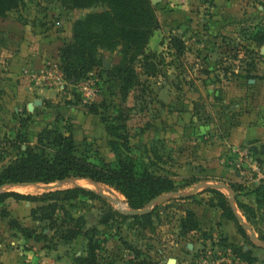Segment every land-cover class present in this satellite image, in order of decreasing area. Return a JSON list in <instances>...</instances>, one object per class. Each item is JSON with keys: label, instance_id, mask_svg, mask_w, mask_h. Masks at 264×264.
<instances>
[{"label": "rangeland", "instance_id": "1", "mask_svg": "<svg viewBox=\"0 0 264 264\" xmlns=\"http://www.w3.org/2000/svg\"><path fill=\"white\" fill-rule=\"evenodd\" d=\"M149 1L159 25L147 50L160 53L159 71L153 77L143 76L145 89L130 91L125 102L109 94L101 74L104 62L109 68L119 63L118 47L100 50L102 65L93 66L77 81L65 75L59 58V49L72 37L74 22L104 10V5L68 8L59 0H24L0 17V171L35 145L45 130L70 134L76 154L99 166L116 165L118 152L109 145V139H115L106 130L111 123L124 125L121 131L128 137L129 154L139 166L143 163L156 173H167L178 186L191 184L162 194L151 208L148 222L110 217L100 201L80 196L69 203L60 202L69 216L82 218L80 227H74L76 223L61 209L53 214L57 224L50 226L51 220L39 214L42 202L8 198L6 205H0L7 211L3 216L0 210V264H76L77 257L85 256L89 240L95 243L103 264H132L138 254L155 264H167L168 260L172 264H264V199L256 201L251 192L259 183L264 185V152L257 157L250 150L264 147V140H248L224 151H203L207 142L224 140L249 112L250 99H256L259 107L264 102V54L260 52L264 44L252 40L257 29H264V0ZM25 35L52 43L42 66L21 70L26 77L31 75L28 84L53 89L52 100L43 97L42 112L35 102L14 104L15 110L3 97V85L9 83L8 54ZM171 37L184 42L182 54L168 48ZM101 101L106 108L98 107V114L92 113L90 106ZM125 106L129 107L127 119L113 120ZM52 135L49 133V139ZM115 143L123 151L120 141ZM235 172L240 174L238 180ZM80 180L24 182L1 188L39 196L75 187ZM88 181L91 184L84 183V187L119 200L116 205L105 198L112 209L128 207L125 197L113 187ZM214 184L224 186L215 188ZM229 184L242 187L233 199ZM210 188L231 198L235 208L236 202L252 205L249 221L236 208L247 237L206 212L215 201ZM186 211L199 212L203 224L210 222L200 226L196 215L199 227L186 231L181 227ZM11 220L43 233L44 238L39 242L25 238L11 226ZM68 225L81 232L65 240L61 233ZM19 251L29 252L19 255Z\"/></svg>", "mask_w": 264, "mask_h": 264}, {"label": "trees", "instance_id": "2", "mask_svg": "<svg viewBox=\"0 0 264 264\" xmlns=\"http://www.w3.org/2000/svg\"><path fill=\"white\" fill-rule=\"evenodd\" d=\"M64 7L86 8L102 4L104 10L88 13L83 19H78L73 24L72 37L59 49V58L63 72L69 79L77 81L80 77L93 68L101 66V59L98 58L100 50H113L118 47L120 61L111 68L102 66L101 74L107 84V91L110 95L119 97L125 102L130 91L135 89L144 90L146 85L142 77H153L158 73V65L161 62L160 53L147 50V44L153 31L158 28V20L154 8L149 0H59ZM24 0H0V17L5 16L11 9L22 4ZM252 40L257 45L264 44V29H257ZM168 48L180 55L185 48L184 42L179 37H171ZM98 107L106 108L104 102L93 103L90 111L98 114ZM129 107H123L113 120L123 122L128 117ZM125 128L122 124H108L106 130L109 136V145L118 153L116 165L105 164L99 166L91 162L88 157L77 155L74 141L70 134H63L60 131L45 130L38 135V142L27 147L24 154L13 160L0 171V189L5 185L24 182L50 183L62 181L67 178L88 179L100 182L113 187L126 199L130 209H143L148 203L162 194L178 190L188 186H178L175 179L167 173H156L129 154V141L126 134L122 133ZM49 133L53 134L49 139ZM120 141L123 151H119L115 145ZM253 155H260L264 147L250 148ZM228 187L236 197L239 194L240 185L229 184ZM215 197V201L209 205L220 210L223 218L231 221L238 232L247 237L242 229L238 216L233 211L228 198L217 189H208ZM256 201L264 199V185L258 184L251 191ZM80 196L100 201L102 207L109 210L110 217L119 219H132L135 221L150 220L152 211L139 216H126L114 210L106 202V199L98 195L94 190L84 186L76 185L72 188L45 192L39 196L23 195L12 191H0V205H6L5 200L12 198L15 202L20 200H35L43 204L38 207L39 214L44 219H50L51 225L57 224V218L53 217L55 211L61 209L77 227L82 218L74 219L66 211V205L60 202L76 200ZM236 208L249 221V215L253 216V207L249 204L236 202ZM1 214L7 215L2 208ZM35 212V211H34ZM10 224L28 239L36 242L44 238L43 233L23 228L15 220ZM68 225L62 231V238L69 240L74 238L81 231L70 228ZM58 227V226H56ZM78 227H80L78 225ZM184 230H193L199 227L196 215L186 211V218L181 223ZM138 253V252H137ZM247 253L243 256L247 257ZM136 261L132 264H155L147 259H140L136 255ZM76 264H103L96 252V245L89 240L85 256L77 257Z\"/></svg>", "mask_w": 264, "mask_h": 264}, {"label": "crops", "instance_id": "3", "mask_svg": "<svg viewBox=\"0 0 264 264\" xmlns=\"http://www.w3.org/2000/svg\"><path fill=\"white\" fill-rule=\"evenodd\" d=\"M23 38L24 39L20 38L16 41L13 47L15 49H12L8 54V62L10 63V66L8 67L6 76L9 83L3 85V89L5 90L3 97L6 102H10L13 105L35 102L34 104H38L35 106L39 108V110L37 109L38 112H42L43 108H45L43 97L46 96L52 100V96H55V93L50 87L28 84V78L30 79L31 75L28 74L26 77V74H22L21 70L27 69L32 71L35 68L42 66V64L46 62L45 56L48 54V51L50 52L52 43L47 42V44H45L44 42L37 41L36 39H28L27 35ZM56 51L57 50L55 48V54L57 53ZM249 104L251 105L249 112L242 115L233 129L227 132L224 140L222 142L221 140H211L207 142L208 145H203L204 152L210 153L212 151H224L226 147L231 146L232 148H235L236 146H242L248 140H258L260 142L264 140V102H260L259 107V103L257 104L256 99L254 100L252 98L250 99ZM17 105H14L16 106L14 107L15 110L18 108ZM217 135H220V133H217ZM256 156L259 157L260 155ZM235 177H237L238 180L240 178V174L235 172ZM209 207V209L213 211L208 209L209 211L206 212L209 215H212L211 217L217 218V220L219 219L223 223L224 227H234V224L223 218L219 211H216L211 206ZM196 215L198 216L200 226H205V224L210 222L206 220L207 223L204 221L203 224V219H201L199 212H196ZM28 244L32 243L29 242ZM23 252L19 251V255H23ZM57 264L61 263L57 261Z\"/></svg>", "mask_w": 264, "mask_h": 264}, {"label": "water", "instance_id": "4", "mask_svg": "<svg viewBox=\"0 0 264 264\" xmlns=\"http://www.w3.org/2000/svg\"><path fill=\"white\" fill-rule=\"evenodd\" d=\"M152 1H153V3H156L157 0H152ZM260 52H261L262 54H264V45L262 46ZM104 67L109 68V64H108L107 62H104ZM29 108H32V106L29 105ZM78 185H80V184H78ZM80 186H83V185H80ZM212 186L215 187V188H220V187H222V186H224V185L214 184V185H212ZM228 189L230 190V192H231V197H232V199H233V195H234V194H233V191H232L230 188H228ZM0 191H2V188L0 189ZM100 194H101L104 198L108 199L110 202H112V203H114V204H116V205L119 203V200H118L117 198H114V197L108 196V195H106V194L103 193V192H101ZM159 197H160V196H159ZM159 197L152 199V200L148 203V206L145 207V208H143V209H130V208H128V207L121 206V207H117V211L120 212V213H122L123 215H126V216H139V215H143V214L148 213V212L151 210V208L153 207V205L155 204V202L158 200ZM229 201H230V205H231L233 211H234V212L236 213V215L238 216V219L240 220V223L242 224L243 227H246V225L243 223V220L241 219V216H239V214L237 213V209L235 208V205H234L233 201L231 200V198H230ZM167 264H172V261H171V260H168Z\"/></svg>", "mask_w": 264, "mask_h": 264}, {"label": "bare ground", "instance_id": "5", "mask_svg": "<svg viewBox=\"0 0 264 264\" xmlns=\"http://www.w3.org/2000/svg\"><path fill=\"white\" fill-rule=\"evenodd\" d=\"M79 182H80L81 185H84V183H85V184H89V185L91 184V182H89V181L86 180V179L80 180Z\"/></svg>", "mask_w": 264, "mask_h": 264}]
</instances>
